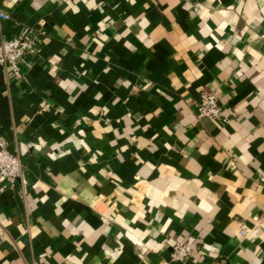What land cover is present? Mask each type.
<instances>
[{
	"label": "crops",
	"instance_id": "1",
	"mask_svg": "<svg viewBox=\"0 0 264 264\" xmlns=\"http://www.w3.org/2000/svg\"><path fill=\"white\" fill-rule=\"evenodd\" d=\"M0 9L35 44L0 65V264H264V0Z\"/></svg>",
	"mask_w": 264,
	"mask_h": 264
},
{
	"label": "built area",
	"instance_id": "2",
	"mask_svg": "<svg viewBox=\"0 0 264 264\" xmlns=\"http://www.w3.org/2000/svg\"><path fill=\"white\" fill-rule=\"evenodd\" d=\"M10 14L0 9V18H9ZM35 49L34 40L27 34L1 36L0 38V65L9 70L16 77H23L24 72L21 59L26 52ZM198 115L206 117H221L222 110L215 91L207 90L202 93ZM24 170L21 156L11 152L4 138H0V174L9 180L20 177ZM193 252L188 241H180L174 245L172 256L175 259H185Z\"/></svg>",
	"mask_w": 264,
	"mask_h": 264
}]
</instances>
